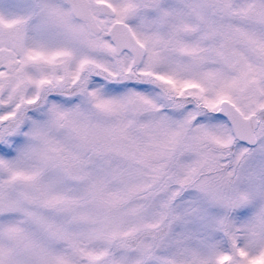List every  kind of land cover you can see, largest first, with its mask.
Masks as SVG:
<instances>
[{
  "label": "snow or ice",
  "instance_id": "1",
  "mask_svg": "<svg viewBox=\"0 0 264 264\" xmlns=\"http://www.w3.org/2000/svg\"><path fill=\"white\" fill-rule=\"evenodd\" d=\"M0 264H264V0H0Z\"/></svg>",
  "mask_w": 264,
  "mask_h": 264
}]
</instances>
